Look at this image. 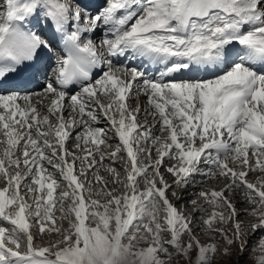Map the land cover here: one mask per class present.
I'll use <instances>...</instances> for the list:
<instances>
[{"label":"snow or ice","instance_id":"obj_1","mask_svg":"<svg viewBox=\"0 0 264 264\" xmlns=\"http://www.w3.org/2000/svg\"><path fill=\"white\" fill-rule=\"evenodd\" d=\"M0 264H264V0H0Z\"/></svg>","mask_w":264,"mask_h":264}]
</instances>
